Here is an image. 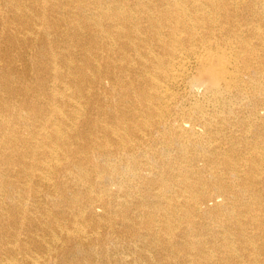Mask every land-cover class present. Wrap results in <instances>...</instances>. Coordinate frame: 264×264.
I'll return each instance as SVG.
<instances>
[{
    "label": "bare ground",
    "instance_id": "obj_1",
    "mask_svg": "<svg viewBox=\"0 0 264 264\" xmlns=\"http://www.w3.org/2000/svg\"><path fill=\"white\" fill-rule=\"evenodd\" d=\"M0 264H264V0H0Z\"/></svg>",
    "mask_w": 264,
    "mask_h": 264
}]
</instances>
